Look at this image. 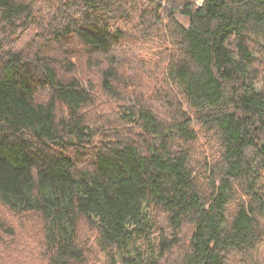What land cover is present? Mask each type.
Returning a JSON list of instances; mask_svg holds the SVG:
<instances>
[{"label": "trees", "instance_id": "trees-1", "mask_svg": "<svg viewBox=\"0 0 264 264\" xmlns=\"http://www.w3.org/2000/svg\"><path fill=\"white\" fill-rule=\"evenodd\" d=\"M199 1L0 0V261L264 264V0Z\"/></svg>", "mask_w": 264, "mask_h": 264}, {"label": "rangeland", "instance_id": "rangeland-1", "mask_svg": "<svg viewBox=\"0 0 264 264\" xmlns=\"http://www.w3.org/2000/svg\"><path fill=\"white\" fill-rule=\"evenodd\" d=\"M201 2H202V0H200L198 3L201 4ZM177 17H178V20L180 22H182L183 24H187V19L184 16H182L179 12L177 14ZM82 65H84V63H81L79 65V68ZM262 68L264 69V66H262ZM3 218L10 219L11 218V215L7 212V210H5L1 206V203H0V219H3ZM35 223H36V221L33 219V217L27 218L26 226L30 229V233L33 234V237L31 238L30 243L37 242V238H38V234H39V231H38L39 227L37 226L38 227L37 228L36 225H35ZM27 227H25V229L24 228L23 229H20L18 232H21L23 230L26 231V232L29 231V229ZM30 243H29V247H28L29 249H31L30 248ZM27 252H28V250H27ZM0 264H5V263L3 261H0Z\"/></svg>", "mask_w": 264, "mask_h": 264}]
</instances>
